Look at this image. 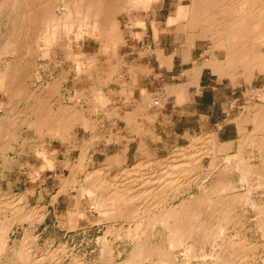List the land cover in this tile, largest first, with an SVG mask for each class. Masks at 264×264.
Listing matches in <instances>:
<instances>
[{"label":"bare ground","instance_id":"1","mask_svg":"<svg viewBox=\"0 0 264 264\" xmlns=\"http://www.w3.org/2000/svg\"><path fill=\"white\" fill-rule=\"evenodd\" d=\"M164 1L0 0V62L3 66H0V108L5 106L0 115V138L2 142L6 138L4 146L6 143L7 147L20 149L19 158L30 163L32 144L27 142L32 138L31 131L43 140L46 135L63 141L77 139L78 126L95 135L86 138L82 147L79 145L80 152L75 159L59 161L69 167V173L58 177L60 190L74 186L89 196L90 209L99 211L109 220L111 233L133 240L134 245L126 251V258L117 261L116 256L111 255L110 240L105 235L102 264H169L171 257L177 263L180 254L184 257L178 264H264V257L261 261H253L251 255L258 243L240 231L243 217L237 211L239 204H250L260 217L259 221L249 220L247 229L251 232L258 227L257 231L261 228L264 232V195H259L260 200L257 198L259 188L264 189V104L257 111H251L247 105L235 117L240 132L236 141H225L219 138L218 132L204 131L192 136L185 146L177 145L166 156H160L142 139L141 152L133 166H124L127 159L124 150L119 158H110L90 169L89 144L98 141V120H101L91 117L92 107H86L84 99L93 101V110L98 108L99 96L105 97L98 90V79L106 82L120 67L122 70L131 67L125 57L118 55L116 47L125 41V33L135 24L148 27L145 19L133 16V10H149L152 6L154 10V5ZM182 1L185 3L176 2L175 12L173 10L167 19V26L178 42L176 49L167 53L160 44L148 48L157 55L161 65L169 68L177 55L184 61H193L192 67L185 72V82L168 84L165 99L172 93L180 100L188 99L190 86L200 83L202 71L208 66L220 75H243L246 80L264 75V50L254 51L257 42L264 46V0ZM126 17L125 31L120 22ZM151 24L158 33V23ZM64 34H73L76 38L88 34L99 36V51L89 54L91 63L87 67L84 58L74 56L78 76L81 78L80 73L84 72L83 84L73 86L78 95L75 94L78 98L74 104L60 99L59 103L51 102L73 67L62 68L46 83L41 81L42 85L29 87V76L43 79L41 69H32L40 56L58 54L57 48H65L66 54H70ZM200 39L209 44L201 57L195 58L192 49ZM102 53L108 54V62L104 61ZM6 56L11 59L3 61ZM259 89L264 98V85ZM18 100L28 102L26 113L21 110L20 114L15 107H9ZM153 102L159 104L161 99ZM16 103L12 104L19 105ZM123 111L127 131L151 136L150 125L139 119L140 112L145 109ZM243 115V121L253 122V128L244 126L239 120ZM25 130L26 136L23 135ZM40 138L34 139L39 141ZM37 152L49 161L45 147ZM59 153L57 151L56 156ZM248 155L258 158L259 162ZM10 157L6 156L3 164L11 170L14 159ZM113 165L124 167H118L119 170L111 174ZM46 215L45 206L31 204L25 192L15 191L13 187L0 188V264H98L70 252L66 243L57 247L52 241L44 247L35 243L36 223L44 221ZM76 215L77 208L73 206L68 211L70 223L77 224ZM119 221L127 224L117 225ZM16 224L24 226L21 239L11 235ZM10 239L13 240L11 245ZM9 252L13 257L8 256Z\"/></svg>","mask_w":264,"mask_h":264},{"label":"rangeland","instance_id":"2","mask_svg":"<svg viewBox=\"0 0 264 264\" xmlns=\"http://www.w3.org/2000/svg\"><path fill=\"white\" fill-rule=\"evenodd\" d=\"M176 2H178V0H165L164 3L154 5V10L152 8L153 6L150 8L151 10H133V16L135 18L145 19L144 22L148 27H144L142 24H135L125 33V41L122 42V44H124H119L116 47V52H119L118 55L125 57L128 63L127 65L131 67L126 66V69L123 70L120 67V69L116 71V76L114 75L111 79H108L111 81L107 80L105 82V80L100 81L98 79V90L105 95V97H103V95L99 96L98 108L96 107V109L93 110V101L91 103V101H89L90 99H84L85 106L89 107L91 105L92 107L90 112L91 117L101 120H98V141L95 140L89 144L87 158L91 170L95 165L100 166L110 158H119L124 150L127 153L124 166H133L137 160L138 153L141 152L138 145L142 139L148 143L147 138H149L148 146L150 149L157 155L166 156L175 146H185L190 142L192 136L202 134L204 131H218L219 138L225 141L230 139L236 141L240 138V132L237 133L238 126L236 125L235 117L240 115V108L244 105L243 101L247 93V87L257 86L259 81H261L260 78L253 77L251 81L247 82L244 81V79L240 80L238 77L237 81L231 80L228 77L218 76L211 68L206 67L202 74L201 86L196 87L193 85L190 87L189 94L192 98L183 103H178L177 96L172 93L167 95L165 99L164 92L168 84L178 85L185 82V72L192 66L191 62L182 61V58L177 55L174 63L169 68L167 65H161L157 55L148 50L149 45L155 46L156 44H160L161 48H164L167 53H171L176 49V43L178 42L167 26L168 16L176 10ZM181 3L183 4L185 2L181 0ZM126 20H128L127 17L120 22L121 27L123 25L122 28H124L125 31L128 26ZM152 20L158 23V33L155 32L151 24V22L153 23ZM63 39L65 40V45L70 51V54H66L65 48H57L56 51H58V54L55 52V55L51 53V55L40 56L38 62H35L36 64L33 65L36 66L32 68L30 65L29 69H41L43 79L40 80L35 78V76H29V87L31 85L37 87L36 85H42V82L46 83V81L51 80L53 76H56L62 68L69 70L73 67V69L70 70V75L63 81L60 92L52 98L51 102L59 103L60 99L64 103L74 104L78 95L75 93L73 86L75 83H81L82 85V76H84V72H81L80 78L78 76L79 73L77 74L74 69L76 65L74 56L77 58H84L83 62L87 67V65L91 63L89 54L96 53L97 50L99 51V36L98 34H88L76 38L73 34H64ZM182 40L185 41L186 38L183 37ZM198 41L199 43L197 46H194L192 49V54L195 58L201 57V53H203L209 44L207 40L200 39ZM101 56L104 57L105 62L109 61L108 54L102 53ZM10 59V56H6L2 60L8 61ZM53 59L55 62L52 61ZM0 66H2L1 62ZM120 73L122 75L121 77ZM75 94L77 96H75ZM160 99L162 103L160 102L157 104L153 102L154 100L160 101ZM12 103L15 104L16 102ZM12 103H10L9 107H15V111L19 112H21V110L25 112V106L29 105L27 101L24 103L22 100L20 102L18 100L16 103L19 105L14 106ZM2 107L0 108V115L4 113L3 110L5 108L3 109ZM138 108L145 109V111L140 112L139 119L143 121L145 125H150L152 132L150 137H147V134L138 135L135 134L133 130H126L123 110ZM108 110L111 111L110 114H108L110 117L107 115L109 112ZM22 112L20 114H22ZM243 117L244 115L242 118ZM239 120L245 121L244 118L241 119L240 117ZM244 121V126L246 125L247 127L253 128V122ZM113 122H115V124ZM80 127L81 126H78L77 128V139L70 138L63 141L59 138L61 142L57 137H51V135H46V137H44L45 140H43L42 137L40 138L38 135H34L35 132L30 130L32 138L30 137L31 140L27 142L32 144V148L30 149V163L25 159L23 161V159L21 160L19 158L20 149L7 147L6 143L4 146L3 143L6 141V138L4 139L5 141L2 142L3 138L1 137L0 188L4 190L13 187L15 191L25 192L31 204L39 203L45 206L47 215L44 221L36 223L35 243L37 242V244H40L42 247L47 244L49 245L51 243L50 241H52L51 244L54 247L66 243L70 252L73 251L86 261L92 260L96 261L98 264H102L105 255L104 252L106 251L105 242L102 239L106 235L110 240L109 249L112 251L111 255H115L116 260L120 261L126 258V251H130L133 247V240L127 236L119 237L111 233L112 231L108 228V223H110L109 220L105 219L99 211L97 213L93 209H90L91 200L87 194L79 192L74 186L67 188L68 190H60L58 176L68 174L69 167L65 164H60L59 161L63 159L68 160L70 157H74L73 159H75L80 152L79 145L82 147L86 138L89 139L95 136L88 130H84V128ZM206 127H215L217 131L207 129ZM26 130H28V128H26ZM26 130L23 135L25 133L27 134ZM111 131L112 133L114 132L113 135ZM26 134L24 136H26ZM34 138H40V140L37 141ZM10 143L13 145L15 144V142H11V140ZM37 145L38 147H35ZM42 147L48 150L49 161H47L48 158L46 159L38 154V149H42ZM57 148V151L62 153H59V155H57L58 157L56 156ZM9 155L12 160L14 159L13 164H11V170L8 168L9 166H7L6 169V166L3 164L6 160V156ZM248 157L259 162V159L253 157V155H248ZM118 167L117 165H113L110 169V173L115 174L120 168ZM82 176L83 170L80 172L79 177L82 179ZM260 194L264 195L263 188H259L258 190L257 198L259 200L262 199L261 196H259ZM176 200L177 202L180 201L178 198ZM73 206L75 209L77 208V224L70 223L68 219V211ZM237 209L243 217L240 224L242 226L240 231L242 233L246 232L247 235V223L249 220L253 222L259 221L260 216L252 209L250 204L241 203L238 205ZM120 223L127 224L125 221H119L116 224L121 225ZM24 224L28 225V223ZM255 228L247 237L251 239V241H256L258 243L256 251L251 255L253 261L258 262L264 257V237L261 236V232L263 234L264 232L259 228V233H257V229ZM23 231V224H16L11 235L14 239H21V237H23ZM9 243L11 245L13 240L10 239ZM208 248L210 249L211 247L208 246ZM12 255L13 254L9 252L8 256L13 257ZM183 257L184 256L180 254L181 259L176 261L177 263H175L173 257H171L168 263L178 264L182 262ZM3 260L5 261V256ZM195 260H197V258H195ZM67 261L69 262V259H67ZM194 264L198 263L195 262Z\"/></svg>","mask_w":264,"mask_h":264},{"label":"crops","instance_id":"3","mask_svg":"<svg viewBox=\"0 0 264 264\" xmlns=\"http://www.w3.org/2000/svg\"><path fill=\"white\" fill-rule=\"evenodd\" d=\"M261 49V50H260ZM264 50V46L262 44V42H257L255 45H254V51L255 52H261ZM181 57V56H180ZM182 58V57H181ZM182 61H184L182 59ZM189 62L192 63L193 65V61L190 60ZM192 67V66H191ZM209 67V66H208ZM211 68V67H209ZM213 72L214 69L211 68ZM204 70L202 71V74H203ZM218 76H221V77H228L230 78L231 80H236L237 81V77L241 79H244V81H250V80H246V78L243 77V75H240V76H236V77H231V76H227V75H220L219 73L215 72ZM202 74H201V78H200V83L198 85H195L196 87H200L201 86V81H202ZM242 76V78H241ZM256 78L258 77V79L260 78L261 81H259V83L257 84V86L253 87V86H250V87H247V93H246V96L244 97V105H242V107L240 108V112L243 110V108L245 106H250L251 107V111H257L261 108V105L264 104V98H263V93L261 91V89H259V86H263L264 85V75L263 74H258L257 76H255ZM240 82V81H239ZM193 86V85H192ZM191 87V86H190ZM176 95V94H175ZM177 96V95H176ZM190 98H192L190 95L188 97V99H184V100H180L177 96V99H178V103H183L187 100H189ZM237 125V123H236ZM207 129H211V130H216L217 129L215 127H206ZM264 131V130H263ZM218 132V131H217ZM186 133H190V132H186ZM185 133V134H186ZM237 133H239V130H237ZM149 139V138H148ZM148 143H149V140H147ZM142 143V141L140 142V144ZM140 144L138 145V148L141 147ZM249 225H247V228H248ZM248 231V229H247ZM257 233H259V231H257ZM251 233L248 231L247 232V236L250 235ZM263 233L261 232V236L264 237V234L262 235Z\"/></svg>","mask_w":264,"mask_h":264}]
</instances>
